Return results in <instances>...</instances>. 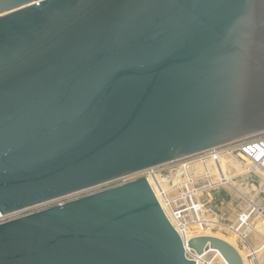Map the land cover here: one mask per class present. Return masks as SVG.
Returning a JSON list of instances; mask_svg holds the SVG:
<instances>
[{"label":"water","instance_id":"obj_1","mask_svg":"<svg viewBox=\"0 0 264 264\" xmlns=\"http://www.w3.org/2000/svg\"><path fill=\"white\" fill-rule=\"evenodd\" d=\"M262 132L264 0H0L1 214ZM0 264L197 261L141 177L1 223Z\"/></svg>","mask_w":264,"mask_h":264},{"label":"rangeland","instance_id":"obj_2","mask_svg":"<svg viewBox=\"0 0 264 264\" xmlns=\"http://www.w3.org/2000/svg\"><path fill=\"white\" fill-rule=\"evenodd\" d=\"M201 158L203 159L202 156L193 157L160 167L156 170L152 182L157 188L168 191L175 188L177 192H179L178 187L189 178L195 179V183L190 185L191 188L206 186L207 188L199 191L194 199L202 205L204 212L200 213V216L210 226L203 230L193 226L191 235L208 234L225 239L230 238L243 248L241 244L243 238L239 237L240 233L245 236L248 234L259 236L257 230L264 229V194L261 192L264 173H247L242 160L229 155L221 158L218 167L208 159H205L206 162L203 163ZM207 170L210 173L209 178L205 176ZM224 175H230L229 183L221 181V176ZM209 185L212 186L208 188ZM253 209L248 225H244L240 232L230 229L238 225L242 213ZM193 218L194 216H191L190 219ZM213 253L210 252L205 260L213 264H225L220 257L215 258Z\"/></svg>","mask_w":264,"mask_h":264},{"label":"built area","instance_id":"obj_3","mask_svg":"<svg viewBox=\"0 0 264 264\" xmlns=\"http://www.w3.org/2000/svg\"><path fill=\"white\" fill-rule=\"evenodd\" d=\"M225 155L227 156L229 155L230 157H236L242 160V162L246 167L245 171L247 173H259V172L264 173V132L259 133L247 139H243L223 146L212 148L204 153L192 156L190 158L202 156L203 159L201 158V161L203 163L206 162L204 161L205 159H208L209 161L215 163V165L218 167L221 158H223V156ZM190 158H186V159H190ZM157 169L158 168L149 169L144 172L135 173L126 177L113 180L111 182L100 184L98 186L89 189H85L70 195H66L9 214L0 213V224L41 211L43 209H47L58 205H63L71 200H75L92 193H96L111 187H115L120 184L126 183L128 181L139 179L141 177H146L149 183L151 184L164 212L166 213L170 222L173 224V226L175 227V229L178 231L183 241L185 242L187 257L191 259H195L197 261V264H199V260L203 258L207 253L211 252V250L209 249V247H207L205 249L206 254L204 256H199L194 250L188 248L187 242L192 237L203 235V234H198L192 236L191 229H193V226H195L199 230H203L205 227L210 226V224L207 223L206 220H204V218L202 219V217L200 216V213L204 212L202 205L198 203V201H195L194 199L197 197L199 191L207 187L205 186L202 188H191L190 185H193L195 183V179L189 178L187 181H185L183 184H181L178 187L179 192H177V189L175 188L172 189V191L170 190L168 191L162 188H157L152 183V180L154 179L153 177H155V173ZM205 176L208 178L210 177V173L208 170L205 171ZM211 186L212 185H209L208 188ZM261 192L264 194V182L261 188ZM253 212L254 209L247 210L244 213H242L240 215L238 225H236L235 228L231 227L230 229H232L235 232H240V229L244 225H248V222L252 217ZM191 216H194L192 220L190 219ZM186 229H189L190 231L186 233L185 231ZM239 236L242 237L241 233L239 234ZM242 256L244 257V264H260V261L257 256V252L254 251L253 249H248L244 255L242 254Z\"/></svg>","mask_w":264,"mask_h":264},{"label":"crops","instance_id":"obj_4","mask_svg":"<svg viewBox=\"0 0 264 264\" xmlns=\"http://www.w3.org/2000/svg\"><path fill=\"white\" fill-rule=\"evenodd\" d=\"M257 232H258L257 234L259 236L251 235V234H248L245 236V234H242L243 241L241 240V242H243V243H241V244H242L243 248L241 246H238L236 243H234L230 238H229L230 240L227 238L226 239L229 242H231L232 244H234V246L237 247V249L243 255L247 252L248 249H253L258 254L257 256H258V259L260 261V264H264V247H262V245L264 244V229L259 228V230H257Z\"/></svg>","mask_w":264,"mask_h":264},{"label":"bare ground","instance_id":"obj_5","mask_svg":"<svg viewBox=\"0 0 264 264\" xmlns=\"http://www.w3.org/2000/svg\"><path fill=\"white\" fill-rule=\"evenodd\" d=\"M214 166V165H213ZM221 166V165H220ZM215 168V167H214ZM260 171V170H259ZM258 171V172H259ZM230 176V175H229ZM229 176H221V180H225L224 182H227V183H229V180H231V178L229 177ZM223 177V178H222ZM153 183V182H152ZM154 185V184H153ZM155 187V186H154ZM250 228V227H249ZM186 231V233H188L190 230L189 229H186L185 230ZM227 240V239H226ZM228 241V240H227ZM229 242V241H228ZM231 243V242H230ZM232 244V243H231ZM262 247H264V244L262 245ZM261 247V248H262ZM260 248V249H261ZM211 252H214L213 254H214V256H215V258H217V257H220L223 261H224V263L225 264H229L227 261H226V259L221 255V253L219 252V251H217V250H213V251H211ZM208 254H210V252L209 253H207L203 258H201L200 260H199V264H213V262H209V261H206L205 260V258L207 257V255ZM215 258H213V259H215ZM243 259H244V257H243Z\"/></svg>","mask_w":264,"mask_h":264}]
</instances>
